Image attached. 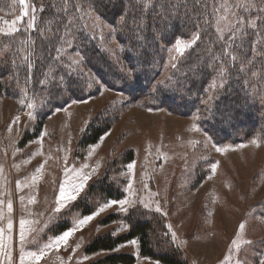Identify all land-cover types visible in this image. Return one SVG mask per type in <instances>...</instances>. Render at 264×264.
I'll use <instances>...</instances> for the list:
<instances>
[{"label":"rangeland","instance_id":"obj_1","mask_svg":"<svg viewBox=\"0 0 264 264\" xmlns=\"http://www.w3.org/2000/svg\"><path fill=\"white\" fill-rule=\"evenodd\" d=\"M112 1L122 2L120 12L114 14L112 6L104 10L99 0H4L0 5V29L8 31L12 21L18 29L0 34V45L20 36L12 54L18 70L3 73L0 68V264H90L111 253L132 254L134 264H163L142 256L137 239L113 251H86L98 236L126 234L127 216L138 209L148 217L162 216L187 264H264L263 133L240 131L234 134L238 140H229L211 130L210 107L225 82L220 75L187 115L163 105L161 94L175 90L178 64L186 59V64H199L192 56L206 36L197 30L165 44L168 27H159L152 13L169 0ZM209 3L206 19L213 17L218 39L230 44L248 37L246 24L254 25L264 15L259 12L264 0ZM57 17L62 20L55 28L51 20ZM139 20L137 48L146 47L154 60L144 67L129 62L133 45L122 39L129 32L125 23ZM41 37L48 41V54L33 48ZM9 51L7 44L0 46L1 60ZM100 58L123 77L116 73L107 84L94 62ZM252 59L243 68L249 79L256 78L253 94L261 104L264 93L256 88L259 74ZM149 69L155 74L148 92L127 83ZM91 126L108 129L96 143L81 144ZM104 178L121 198L107 197L100 186L88 194ZM82 182V190L74 191ZM62 186L76 199L61 201ZM113 200L126 203L111 205ZM110 215L116 219L107 224ZM68 231L67 244L57 246Z\"/></svg>","mask_w":264,"mask_h":264},{"label":"trees","instance_id":"obj_2","mask_svg":"<svg viewBox=\"0 0 264 264\" xmlns=\"http://www.w3.org/2000/svg\"><path fill=\"white\" fill-rule=\"evenodd\" d=\"M99 1L104 5V10H110L109 6H112V12L114 14L122 10V2L112 0ZM169 1L170 2H165V7L163 6V9L159 10L160 4L156 6L152 13V17H154L159 27H168V29L165 30L166 35L164 37L166 39L164 40L167 42L165 44L169 45L179 38L191 37L188 35H191L192 32L197 30H201V36H206V38L200 39L199 46H197L199 51H197L196 55L194 53L196 49L189 54L192 55L194 53L192 57L194 60H197L199 64H186L187 59L184 63L178 64V68L174 73L175 83H173V87L175 90H173L174 92L172 93L161 94L163 105H167L181 114L187 115L192 111V108L195 107L196 101L203 92H205V89L210 84L209 82L213 80L215 76L220 75L219 77L225 79V82L221 94L213 101V106L210 107L212 108L209 119V127L211 130H213L216 136L224 133L229 140H238V136L235 135L240 131L246 135L252 133V131L262 132L264 135V98L260 104L256 94H253L252 84H254L256 78L254 77V80L249 79L246 69L243 68V66L248 65L246 63L251 62L248 59L253 57L254 59H252V61H255L253 67L255 68L256 66L254 73L257 71L259 74L256 88L260 89L258 92L262 90V93H264V15L260 17L254 25L246 24V31L249 32L248 37H243L239 41L230 44L228 41H220L218 39L219 37L214 28L215 24L213 17H211V19H206L205 17L208 12L210 14L212 11V8L209 6V0H202L200 4H197L194 0ZM174 2H179V5L174 6ZM2 4H5L4 0H0V5ZM135 4L132 3L131 6L134 7ZM49 6L50 5L47 7ZM139 6L138 4L136 9ZM51 9L52 8L48 9V13H51L50 16L52 15ZM259 12L264 13L261 9ZM254 13L257 12L252 10V14ZM178 15L180 19H174V17ZM58 18L59 17L51 20L55 28L60 25L62 20H58ZM141 23L142 21L140 20L135 24H131V21H127L124 27L129 30V32L126 33L127 36L123 35L122 37L126 42L131 41L133 45L127 55L129 62L136 67L139 65L144 67L149 62L151 63L154 61L149 51L146 50V47L144 48L143 46L141 49L137 48L138 43L135 42V38L137 37L136 33L140 32L139 25H142ZM170 27L172 28L171 31L169 30ZM19 38L20 36H17L15 40V37H11L9 39L11 40L10 42L0 45L2 47L7 44L10 48L6 58L3 60L0 58V68L5 70L3 73L16 72V70H18V68L13 66L12 54L20 46ZM41 38L42 41H37L33 48L34 50L35 48L39 50L40 53L48 54L46 53L48 41L43 37ZM94 55L95 54H91V57ZM41 61H43V59H41ZM44 61L51 64L47 56L44 58ZM94 62H97V71L99 74L102 73L104 81L107 84L111 83V81L115 79L112 75L117 72L114 71L109 61L105 58H100ZM105 72H108V74H104ZM154 74L155 69L144 70L138 74V76H135L136 78L132 83L130 81L127 83L130 85L136 84V89H138L137 91L140 93L148 92V83L153 81ZM119 75L120 74H118V76ZM120 77H123V75H120ZM248 79L250 83H247L246 80ZM178 84H183L181 90L177 88ZM83 97V95H80L78 98ZM225 124L228 125L226 126ZM107 129V126L104 128L89 127L81 144L88 145L96 143ZM106 179L107 178L103 180L100 179L95 183L96 185H92L88 194L94 190L93 188L97 189L101 187V192L105 193L107 197L114 196V199L121 198L122 193L116 191L112 185H108ZM112 193L116 194L113 195ZM146 214L148 213L140 209L131 211L127 216L130 228L126 234L119 236H114L112 234L98 236L94 242L88 246L86 250L87 253L113 251L121 243L137 239L139 241L140 254L142 256L156 259L163 264H187V260L182 256L181 250L174 246L173 242L170 240L165 222L161 218L162 216L152 213L150 214L151 217H148ZM115 219L116 216L110 215L104 222L109 224ZM66 228L67 226H62L60 229L65 230ZM134 263L135 257L132 254L111 253L105 258L90 264Z\"/></svg>","mask_w":264,"mask_h":264},{"label":"snow or ice","instance_id":"obj_3","mask_svg":"<svg viewBox=\"0 0 264 264\" xmlns=\"http://www.w3.org/2000/svg\"><path fill=\"white\" fill-rule=\"evenodd\" d=\"M26 2H27V0H20V3H21V4H25ZM243 6H244V5H241V7H243ZM24 14L27 15V14H28L27 11H25ZM18 19H22V17H21V18H18ZM15 24H16V21H12V22H11V25L9 26V30H8V31H4L3 29H0V34L5 35V36L14 34L16 31H18V29L15 27ZM31 26H32L33 28L35 27L34 24H32ZM97 27H99V25H97ZM88 178H89V177L85 176V177H84V181H86ZM83 187H84V184H83V182H82V183L78 186V188L74 189V191L82 190ZM59 199H60L61 201H72V200H75V199H76V196H75V195H71V194L66 193L64 187L62 186V187L60 188V192H59ZM0 203H2V202H0ZM117 203L123 204V203H126V201H116V200H113V201L110 202L111 205H115V204H117ZM8 208H9V210H11V208H12L11 203L8 204ZM100 211H103V209H100ZM97 214H98V213H97ZM91 219H92L91 216L87 217V220H91ZM82 222H83V221H82ZM24 226H25V222H24L23 220H21V221H20V229H21V231H20V240H21V242H23L24 239H25V236H24ZM8 227H9V229H11V227H12L11 222H9ZM240 228L243 229V228H244V224H241V225H240ZM2 232H3V229H0V233H2ZM71 235H72V231H68V232L63 233V234L57 239V241H56L57 246H59V244H60L61 241H63L65 244H67V241H68V239H69V237H70ZM49 247H50V246H49ZM43 255H44V252H41L40 255L35 256V259H36V260H40V259L43 257Z\"/></svg>","mask_w":264,"mask_h":264}]
</instances>
